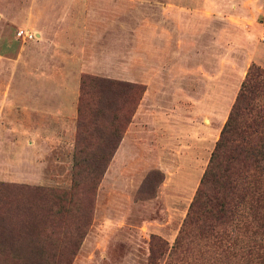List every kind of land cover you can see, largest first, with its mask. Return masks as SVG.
<instances>
[{"label":"rangeland","instance_id":"rangeland-1","mask_svg":"<svg viewBox=\"0 0 264 264\" xmlns=\"http://www.w3.org/2000/svg\"><path fill=\"white\" fill-rule=\"evenodd\" d=\"M158 4L0 0V264H264L245 254L246 202L228 226L229 254L193 229L174 247L251 63L264 68V0L224 4L227 52L219 23L199 26L195 36L186 26L180 48L177 36L167 51L160 37L153 39L162 50L152 52L153 61L163 57L165 67L153 69L152 111L174 109L160 127L143 120L140 106L142 20H155ZM22 28L34 38L20 37ZM95 29V53L111 67L79 71L76 113L58 118L48 94L54 85L44 79L46 71L62 76V69L48 68L59 63L43 61L32 46ZM106 54L115 60H104ZM221 54L228 68L221 69ZM84 76L139 88L114 91L105 82L100 90L82 85ZM261 83L256 99L264 104Z\"/></svg>","mask_w":264,"mask_h":264},{"label":"trees","instance_id":"trees-1","mask_svg":"<svg viewBox=\"0 0 264 264\" xmlns=\"http://www.w3.org/2000/svg\"><path fill=\"white\" fill-rule=\"evenodd\" d=\"M86 81L100 90L106 88L105 82L114 91L139 88L98 76H84L82 85ZM262 81L264 68L252 63L174 247L183 245L185 233L193 229L229 254L231 245L225 244L232 237L228 226L235 224L238 206L246 202L249 210L243 216H247L244 236L248 244L242 256L245 253L252 259L255 253L264 262V104L256 99ZM118 131L114 128L113 133Z\"/></svg>","mask_w":264,"mask_h":264},{"label":"crops","instance_id":"crops-1","mask_svg":"<svg viewBox=\"0 0 264 264\" xmlns=\"http://www.w3.org/2000/svg\"><path fill=\"white\" fill-rule=\"evenodd\" d=\"M159 4L156 7V18L153 19L152 22L147 20H142V28H141V41H142V56H141V81L145 83L146 90L141 100V111L145 114L142 116L143 120L149 122L150 125L161 126L162 120L166 119L165 124L167 125V120L169 119L165 115L173 116V108L170 110H164L163 113L158 111L157 115L153 113L152 109L156 108L151 102H157L158 95L156 94V89H158V84L154 82V74L153 70L156 67H165V63L162 59L157 62L153 61L154 56L152 52L156 50L157 55L159 56L162 50L153 44V39L160 37L161 41L165 43V49L170 48V43L175 40V36H177V48H180V44H182L181 40V32L182 29H185L186 26L188 28L186 31L192 32V36H195V33L198 27H204L208 30H213L214 24H220L221 32L225 35L226 39L221 43V49L224 46V51L228 50V32H229V24L228 18L230 17L228 12V8L224 7L227 0H157ZM239 3L248 4L249 2H253V0H237ZM260 12L259 8L257 9ZM253 12V10H252ZM188 14V15H186ZM233 16V15H232ZM239 20V24L245 23L242 16L235 15ZM184 21V23H182ZM66 25H71L75 22V20H68ZM172 23V24H170ZM80 22H77L79 25ZM224 24V28L223 25ZM190 26V27H189ZM241 28L244 34V37L251 36L252 32H249L247 29H243V27L236 26V29ZM62 38L59 41L51 40L47 35H52L50 32L46 33L44 36L52 41L49 43L50 45L42 44L34 45L32 48L33 54L41 55L43 61H48L51 63L58 62L59 64H49L48 68H58L62 69V76H49L48 71L45 72L44 81L51 85L52 89H49L48 94H50V100L53 102V110L54 114L58 116V118H70V115L76 113V100L77 93L76 88L79 79V71H83L85 69H99L100 67H111L110 64L107 63V66L103 63L101 64L100 54L95 53V48L100 43V31L98 29L92 31L83 30L82 34L78 33L74 38L71 37L69 39L66 33H62ZM86 35L88 38H86ZM54 36V35H53ZM82 37V39H80ZM76 40V41H75ZM210 49L213 47L212 42H210ZM249 43H251L249 41ZM224 44V45H223ZM196 49V48H195ZM258 50V49H257ZM257 50L255 54L258 53ZM200 50H196L198 52ZM260 52V51H259ZM104 56V55H103ZM115 60V56H111V54H106L104 60ZM221 69L223 67L228 68L227 63H223L222 54H221ZM50 60V61H49ZM59 60V61H58ZM100 60V61H99ZM56 61V62H54ZM63 61L67 63H63ZM163 61V62H162ZM252 64V63H251ZM190 67V66H188ZM72 70V73H71ZM94 71V70H92ZM70 73V74H69ZM72 75V77H69ZM70 78H72L71 85H73V89H71L68 84L70 83ZM58 85V86H57ZM155 93V94H154ZM153 95V97H152ZM152 98V99H151ZM150 99L152 101H150ZM157 109V108H156ZM164 112H167L164 115ZM161 113V114H160ZM161 121V122H160ZM169 121V120H168ZM155 122V123H154Z\"/></svg>","mask_w":264,"mask_h":264},{"label":"built area","instance_id":"built-area-1","mask_svg":"<svg viewBox=\"0 0 264 264\" xmlns=\"http://www.w3.org/2000/svg\"><path fill=\"white\" fill-rule=\"evenodd\" d=\"M18 35L20 37L26 38V39H33L34 38V33L27 30V29H19L18 30ZM263 41H264V37H263Z\"/></svg>","mask_w":264,"mask_h":264}]
</instances>
